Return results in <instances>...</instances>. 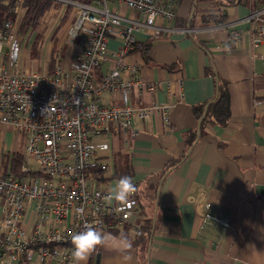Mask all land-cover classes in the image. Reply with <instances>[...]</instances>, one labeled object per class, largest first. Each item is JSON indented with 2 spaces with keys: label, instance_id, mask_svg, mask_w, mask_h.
<instances>
[{
  "label": "built area",
  "instance_id": "2783aa9c",
  "mask_svg": "<svg viewBox=\"0 0 264 264\" xmlns=\"http://www.w3.org/2000/svg\"><path fill=\"white\" fill-rule=\"evenodd\" d=\"M52 1L58 4L53 13L61 17L71 8L72 22L66 45L55 52L53 64L48 55L42 71V65L35 70L22 66L27 53L17 19L0 28V137L2 129L12 127L24 157L19 173L4 164L7 148L0 158V264H75L71 237L85 225L142 236L138 191L118 204L108 198L113 187L103 176L116 169L115 139L129 145L138 119L160 113L169 120L166 103H130L133 92H152L157 85L139 78L141 64L129 57L139 43L135 31L160 37L168 30L160 22L175 19L180 1ZM120 7L133 14L125 17ZM20 8L25 10L24 0H16L15 15ZM247 21L258 47L264 43V4L252 9ZM111 37L122 40L116 55L108 50ZM13 45L18 59L11 58ZM108 61V70L99 75ZM105 94L122 103H104ZM212 208L210 201L203 203L202 226L229 229V218Z\"/></svg>",
  "mask_w": 264,
  "mask_h": 264
},
{
  "label": "crops",
  "instance_id": "0c3cea01",
  "mask_svg": "<svg viewBox=\"0 0 264 264\" xmlns=\"http://www.w3.org/2000/svg\"><path fill=\"white\" fill-rule=\"evenodd\" d=\"M179 1L178 18L160 22L168 29L160 37L135 31L139 42L152 44L146 54L129 57L141 64L138 77L157 85L152 92L136 90L130 103H166L169 120L160 113L138 119L129 145L120 138L113 143V156L129 155L152 232L144 238L128 230L102 232L126 237L132 248L122 253L98 246L87 264L92 256L97 264L98 254V264H264V43L254 46L247 21L254 4L229 6L225 23L202 25L201 16L216 13L214 1ZM192 9L196 24L189 28L184 24ZM120 10L125 17L133 14ZM112 38L120 39L109 38L108 46ZM110 64L105 62L99 75ZM217 78L228 84L231 116L225 124L203 123L198 111L215 98ZM102 101L122 103L109 94ZM2 142L8 152L22 150L12 127L2 129ZM208 201L213 212L229 218V229L202 226L200 211ZM124 255L131 259L124 261Z\"/></svg>",
  "mask_w": 264,
  "mask_h": 264
},
{
  "label": "trees",
  "instance_id": "16d2710c",
  "mask_svg": "<svg viewBox=\"0 0 264 264\" xmlns=\"http://www.w3.org/2000/svg\"><path fill=\"white\" fill-rule=\"evenodd\" d=\"M200 0H197V2ZM214 1V10L216 13H211L208 15H203L200 17V23L202 25H210V24H223L226 22L227 18V7L229 6H236L239 4H249V2H253L254 6L252 9L256 8L260 4H264V0H212ZM16 4V0H0V28L3 25V23L8 19H15L16 15L12 11V8ZM24 6H25V15L23 18V29L28 30L32 29L35 30V28H39L42 35L46 30L48 29V23H49V15L53 13L54 9L58 7V4L54 3L52 0H24ZM196 6V3L194 4V8ZM71 8L69 7L64 15L60 17L58 26L54 29L52 33L53 36L56 37L57 32H59L62 25L65 23H71L72 19L69 18V12ZM195 9H192L191 17L186 18V24L189 28H192L196 24L195 20ZM178 18L177 15L175 17ZM44 37V35H43ZM152 42L150 40H147L145 42H139L134 52H142L143 54H146L147 50L151 46ZM38 53V52H37ZM36 56V52H34V57ZM55 60L52 59V62ZM53 64V63H52ZM231 98L230 93L228 90V84L225 80H222L221 78H217V93L215 98L211 101L209 106L204 108V110H199L198 114L201 118L202 122H206L208 119L213 120L214 122H219L221 124H225L230 116H231V108H230ZM195 141V137L192 136L190 140V146ZM24 157L21 153H11L7 152L4 156V164L9 168H11L12 171L18 172L20 171V167L23 163ZM116 160V169L113 176L106 177L103 176L104 182L107 184L112 179H120L123 176H129L133 177L132 172V165L130 162L129 155L122 153L121 151L117 152L115 155ZM153 229V220L147 219L143 215V221H142V230L143 234L140 236V238H144L146 236H149ZM112 232H118V231H112ZM94 256L91 257V260L88 264H94Z\"/></svg>",
  "mask_w": 264,
  "mask_h": 264
},
{
  "label": "rangeland",
  "instance_id": "374dc122",
  "mask_svg": "<svg viewBox=\"0 0 264 264\" xmlns=\"http://www.w3.org/2000/svg\"><path fill=\"white\" fill-rule=\"evenodd\" d=\"M25 15V10L21 9L16 14L15 19H17V28H18V38L23 44V55L25 57L22 59V66L27 67L31 70H35L39 66L42 65L48 59V55L50 54L52 59H54V54L61 47V44L64 43L66 45V40L69 35V23H65L61 26L59 32H57L56 37L53 36L52 33L54 29L58 26L59 18L61 17L60 13H56L49 15V23L48 29L44 32V37L40 32L39 28H35V30L28 29L27 31L23 29V18ZM120 39L112 38L109 42L108 50L112 55H116L119 47L121 46ZM34 52H36V56L34 57ZM38 52V53H37ZM27 56V57H26ZM53 63V62H52ZM8 138L12 139L11 134L8 133ZM3 139V138H2ZM3 142L0 143V158L3 156ZM118 180H112L110 182L111 186L114 187Z\"/></svg>",
  "mask_w": 264,
  "mask_h": 264
},
{
  "label": "clouds",
  "instance_id": "9594fccd",
  "mask_svg": "<svg viewBox=\"0 0 264 264\" xmlns=\"http://www.w3.org/2000/svg\"><path fill=\"white\" fill-rule=\"evenodd\" d=\"M75 37V36H74ZM73 37V38H74ZM11 53L12 59L19 58V52L16 45ZM104 147V146H101ZM137 185L129 176L121 177L110 190L108 198L116 201L118 204H126L137 193ZM73 245L72 257L75 264H87L89 256L98 246L113 247L120 252H126L132 248V243L126 237L117 239L111 234H105L93 226L85 225V230L75 233L71 237ZM128 255L123 256L124 261L130 260Z\"/></svg>",
  "mask_w": 264,
  "mask_h": 264
},
{
  "label": "water",
  "instance_id": "95a60500",
  "mask_svg": "<svg viewBox=\"0 0 264 264\" xmlns=\"http://www.w3.org/2000/svg\"><path fill=\"white\" fill-rule=\"evenodd\" d=\"M99 256H100V254L97 255V264H98V262H99Z\"/></svg>",
  "mask_w": 264,
  "mask_h": 264
}]
</instances>
